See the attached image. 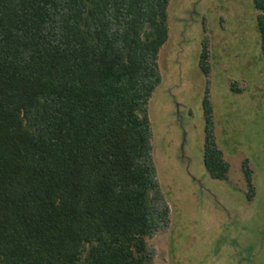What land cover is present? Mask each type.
<instances>
[{
  "label": "trees",
  "instance_id": "1",
  "mask_svg": "<svg viewBox=\"0 0 264 264\" xmlns=\"http://www.w3.org/2000/svg\"><path fill=\"white\" fill-rule=\"evenodd\" d=\"M168 5L0 0V264H153L147 240L170 224L148 116ZM207 60L204 39V75ZM202 109L205 170L227 181L207 91Z\"/></svg>",
  "mask_w": 264,
  "mask_h": 264
},
{
  "label": "rangeland",
  "instance_id": "2",
  "mask_svg": "<svg viewBox=\"0 0 264 264\" xmlns=\"http://www.w3.org/2000/svg\"><path fill=\"white\" fill-rule=\"evenodd\" d=\"M161 81L148 103L152 156L170 207L147 240L153 264H264V66L252 0H169ZM206 39L210 72L199 67ZM234 86V87H233ZM231 87L238 92L232 91ZM207 91L227 181L203 164ZM248 161V199L240 167Z\"/></svg>",
  "mask_w": 264,
  "mask_h": 264
}]
</instances>
